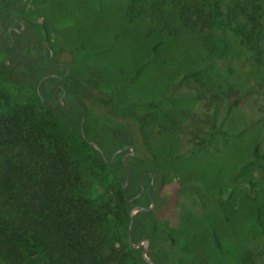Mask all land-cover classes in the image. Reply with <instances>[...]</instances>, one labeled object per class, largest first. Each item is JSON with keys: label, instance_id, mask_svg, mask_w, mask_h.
Returning a JSON list of instances; mask_svg holds the SVG:
<instances>
[{"label": "trees", "instance_id": "obj_1", "mask_svg": "<svg viewBox=\"0 0 264 264\" xmlns=\"http://www.w3.org/2000/svg\"><path fill=\"white\" fill-rule=\"evenodd\" d=\"M126 10L129 19L142 14L166 36L182 39L208 28L230 33L256 66L263 64L264 0H130ZM20 12V4L0 0V19L19 18ZM24 32L0 33V72L12 84L0 94V264H22L32 255L41 264H147L140 255L143 240L153 264H175V238L147 210L151 202L158 205L159 164L166 156L133 152L122 162L130 150H117L124 145L136 150L146 121L162 132L177 128L189 136L187 146L198 150L212 134L238 137L241 129L222 130L214 121L203 138L198 124L182 125L169 110L126 118L115 111L111 92L98 89L90 78L81 79L70 66L66 72L53 51L51 57L41 54L46 41L42 26L34 24L28 37ZM16 48L25 59L11 67L15 59L6 63L5 58L11 59ZM197 73L191 70L184 77L197 79ZM261 89L263 95L254 97L253 105L264 135ZM209 98L223 103L224 116L241 102L232 87L222 97ZM263 159L264 149L255 145L246 164L263 169ZM125 166L130 175L124 189ZM239 183L248 194L264 197V186L248 179ZM186 191L202 203L218 201L196 186ZM133 206L142 208L133 213L128 236ZM242 261L254 264L249 250Z\"/></svg>", "mask_w": 264, "mask_h": 264}, {"label": "rangeland", "instance_id": "obj_2", "mask_svg": "<svg viewBox=\"0 0 264 264\" xmlns=\"http://www.w3.org/2000/svg\"><path fill=\"white\" fill-rule=\"evenodd\" d=\"M129 1L12 0L21 6L20 24L14 25H22L25 37L34 24L42 26L45 52L53 51L78 77L111 92L115 111L126 118L169 110L182 125L198 124L203 138L214 121L222 130L241 129L238 137L212 134L210 143L198 150L187 146L189 136L177 128L162 132L146 121L134 154L166 156L159 164L158 205L147 210L156 225L167 226L175 238V264H245L246 250L254 264H264V197L248 194L239 183L248 179L264 186V168L246 164L255 145L264 149L253 105V98L263 95L264 54L263 64L256 66L234 36L214 28L195 29L182 39L166 36L142 14L135 12L129 19ZM262 46L264 53V38ZM191 70H197V79L184 77ZM11 86L0 72V94ZM227 87L237 91L241 102L224 116L223 103L210 102L209 97H222ZM55 88L60 90L59 85ZM190 185L217 203H202L186 191ZM136 209L130 210L132 215ZM41 263L32 255L22 264Z\"/></svg>", "mask_w": 264, "mask_h": 264}, {"label": "flooded vegetation", "instance_id": "obj_3", "mask_svg": "<svg viewBox=\"0 0 264 264\" xmlns=\"http://www.w3.org/2000/svg\"><path fill=\"white\" fill-rule=\"evenodd\" d=\"M15 23L20 24V18L13 16L10 19H0V33L5 32V33H8L10 35H11V33H17V34L21 33L23 31L22 25H21V27L16 28V26L14 25ZM45 50H47V46L43 43L41 46V54H43L45 52ZM17 53H18V50H17V52L15 50L13 56L17 55ZM9 57H11V56L6 57L5 60L8 59ZM22 59H25V58L24 57H17L10 66L11 67L14 66L15 63H17L19 60H22ZM62 65H65V64H62ZM66 67L67 66L65 65V68ZM67 71H68V67L66 68V72ZM55 90H56V88H54V91Z\"/></svg>", "mask_w": 264, "mask_h": 264}, {"label": "water", "instance_id": "obj_4", "mask_svg": "<svg viewBox=\"0 0 264 264\" xmlns=\"http://www.w3.org/2000/svg\"><path fill=\"white\" fill-rule=\"evenodd\" d=\"M11 38V37H10ZM17 48H16V52H17ZM49 51V54H51V50H48ZM67 68V67H66ZM41 81V80H40ZM60 99V98H59ZM84 114V111H83V113H82V115ZM80 126H82V119L80 120ZM83 136V135H82ZM93 146H94V148H96V149H98L97 148V146L96 145H94L92 142H90ZM126 148H129L130 149V151L127 153L129 156H131L132 154H133V152H134V149H133V147L131 146V145H124V146H122L121 148H119L117 151H121L122 149H126ZM126 154H124L122 157H121V160H122V162L124 161V156H125ZM125 168L127 169V173H126V176H125V179L123 180V182H122V186H123V188L125 189V186H126V180H127V178L129 177V175H130V169L127 167V166H125ZM152 202L150 203V205H149V207L150 206H152ZM134 207H136V208H142V207H140V206H133L131 209H133ZM131 221H132V212H130L129 213V224H128V236H129V231H130V223H131ZM146 243H147V241H145V245H142V247H141V249H140V255H141V257H142V259L147 263V264H153L152 263V261L145 255V253H144V249H145V247H146ZM131 246H135V244H133V243H131Z\"/></svg>", "mask_w": 264, "mask_h": 264}]
</instances>
